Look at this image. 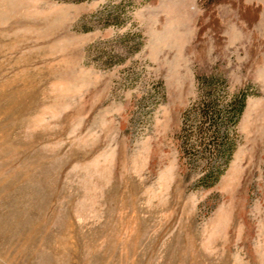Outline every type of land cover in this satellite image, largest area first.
Returning <instances> with one entry per match:
<instances>
[{"label":"rangeland","instance_id":"374dc122","mask_svg":"<svg viewBox=\"0 0 264 264\" xmlns=\"http://www.w3.org/2000/svg\"><path fill=\"white\" fill-rule=\"evenodd\" d=\"M0 264H264V0H0Z\"/></svg>","mask_w":264,"mask_h":264},{"label":"trees","instance_id":"16d2710c","mask_svg":"<svg viewBox=\"0 0 264 264\" xmlns=\"http://www.w3.org/2000/svg\"><path fill=\"white\" fill-rule=\"evenodd\" d=\"M202 81L204 85L212 89L210 90V92L206 93L205 100H202L200 103L202 105L203 111H206L204 112V116H211L209 118L214 121L213 123H215V128L217 127L219 121L223 118H225L226 123H229L230 125L236 127L245 109L246 96H244L243 94L238 95L226 107L221 108L217 98V91L215 90L216 82H214L213 80L209 81V79H202ZM217 130V133H220V130ZM234 145V143L227 141V143H225V145L222 147V151H219L222 159L223 157H225L223 163L220 162L219 164H215L214 166H212V164L210 163H207V165L204 166V172L202 177L199 179V184H202L206 188H211L219 182L221 176L224 174L230 162L235 148Z\"/></svg>","mask_w":264,"mask_h":264}]
</instances>
